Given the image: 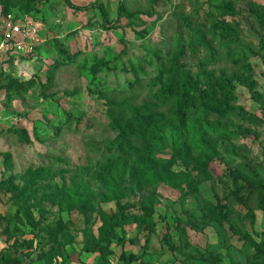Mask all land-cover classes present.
<instances>
[{"label":"rangeland","instance_id":"1","mask_svg":"<svg viewBox=\"0 0 264 264\" xmlns=\"http://www.w3.org/2000/svg\"><path fill=\"white\" fill-rule=\"evenodd\" d=\"M20 4L41 44L0 67V264H264V0Z\"/></svg>","mask_w":264,"mask_h":264},{"label":"built area","instance_id":"2","mask_svg":"<svg viewBox=\"0 0 264 264\" xmlns=\"http://www.w3.org/2000/svg\"><path fill=\"white\" fill-rule=\"evenodd\" d=\"M40 44L36 18L20 12L0 15V67L33 53Z\"/></svg>","mask_w":264,"mask_h":264},{"label":"trees","instance_id":"3","mask_svg":"<svg viewBox=\"0 0 264 264\" xmlns=\"http://www.w3.org/2000/svg\"><path fill=\"white\" fill-rule=\"evenodd\" d=\"M31 1H33V0H31ZM68 4H69V0H65ZM27 4V3H26ZM20 4V5H16V6H14V7H12V8H8L7 10H5V11H2V10H0V15H5V14H7V13H9V12H20V13H27V14H30L31 16H33L34 18H36V10L34 9V8H32V7H27V5H31V4ZM100 12L102 13V15L104 16V21L105 22H107V18H106V16H105V13H104V10L102 9V8H100ZM258 19H259V17H258ZM213 31H215V33L216 32H220V34L223 36V37H225V38H227V35H229L230 33V31H228V30H224L223 28H219V27H217V26H214L213 27ZM32 55V53L31 54H28V55H26V56H20L18 59H24V58H27V57H30ZM62 60H64V58H61ZM12 60L10 59V60H8V61H6V63H7V66H10V65H12ZM63 63V62H62ZM56 69V67L55 66H53L52 68H51V70H55ZM52 76H48L47 77V79H46V84H45V86H48L49 84H50V82H51V78ZM29 82V81H28ZM21 83V84H19V86H25V85H27V84H29V83ZM169 92H176L175 91V89H170V91ZM161 101L162 102H165V103H167V102H170V99H169V95L168 94H166V95H163V96H161ZM173 110H174V112H176L178 115H182L183 116V114L186 112V106H184V105H182L179 101H177V102H175V104H174V106H173ZM260 190L262 191V192H264V186H262V187H260ZM222 209H223V206H221V205H219L218 206V212H217V216H218V219H222L223 218V215H222ZM3 221V218H0V222H2ZM238 237H240L241 239H243V240H245V241H250V242H253L252 241V239H251V237L249 236V235H246V234H243V233H240V232H236L235 233ZM254 250H255V256H256V258H259V259H264V247L263 246H261V245H257V246H255L254 247ZM121 257L122 258H127L128 259V257L125 255V253H123L122 252V254H121ZM2 264H11L10 263V261H9V259L7 258V257H4L3 258V262H2ZM250 264H254V263H250ZM255 264H258V263H255Z\"/></svg>","mask_w":264,"mask_h":264}]
</instances>
